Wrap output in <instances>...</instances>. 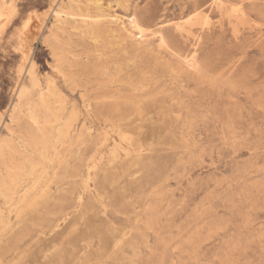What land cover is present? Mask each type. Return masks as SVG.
Segmentation results:
<instances>
[{
    "label": "rangeland",
    "instance_id": "obj_1",
    "mask_svg": "<svg viewBox=\"0 0 264 264\" xmlns=\"http://www.w3.org/2000/svg\"><path fill=\"white\" fill-rule=\"evenodd\" d=\"M0 14V264H264V0Z\"/></svg>",
    "mask_w": 264,
    "mask_h": 264
},
{
    "label": "bare ground",
    "instance_id": "obj_2",
    "mask_svg": "<svg viewBox=\"0 0 264 264\" xmlns=\"http://www.w3.org/2000/svg\"><path fill=\"white\" fill-rule=\"evenodd\" d=\"M3 13V12H2ZM0 15H2V14H0ZM36 81V80H35ZM16 111V110H15ZM31 120V119H30ZM32 126V125H31ZM33 130V129H32ZM27 132V131H26ZM31 133V132H30ZM41 136V135H40ZM34 137V136H33ZM30 138V137H29ZM36 138V137H35ZM24 140V139H23ZM24 142V141H23ZM40 142H42V141H40ZM45 143V142H44ZM43 143V144H44ZM46 144V143H45ZM45 149V148H44ZM27 159V158H26ZM37 164V163H36ZM16 168V167H15ZM17 171V170H16ZM55 174V173H54ZM140 174V173H139ZM1 242V241H0Z\"/></svg>",
    "mask_w": 264,
    "mask_h": 264
}]
</instances>
